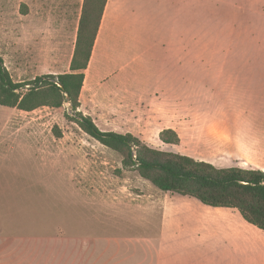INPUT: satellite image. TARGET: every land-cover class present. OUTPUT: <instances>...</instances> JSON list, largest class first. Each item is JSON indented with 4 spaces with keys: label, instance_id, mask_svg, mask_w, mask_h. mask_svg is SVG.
<instances>
[{
    "label": "rangeland",
    "instance_id": "rangeland-1",
    "mask_svg": "<svg viewBox=\"0 0 264 264\" xmlns=\"http://www.w3.org/2000/svg\"><path fill=\"white\" fill-rule=\"evenodd\" d=\"M37 1L44 15L39 32L28 22ZM128 2L116 10L118 18L129 16L120 19L121 52L115 58L109 51L105 68L117 72V87L111 88L118 102L125 101L112 111L116 116L101 114L102 121L128 118L132 134L148 146L210 163L217 158L206 149L208 137L261 133L264 124L256 122H264V0ZM65 10L53 0H0V57L13 82L68 72L72 28ZM15 112L0 105V261L163 264L162 221L159 207L151 203L161 190L124 167L119 153L84 133L68 117L74 115L69 101L28 113V125L21 121L26 113ZM152 116L155 127L197 118L201 130H186L178 144L165 143L162 130L150 126ZM218 158L223 161L212 163L217 167L235 165L234 156ZM243 221L252 230L247 245L228 252L219 245L215 263L264 264V230ZM217 237L221 244L232 240L222 231Z\"/></svg>",
    "mask_w": 264,
    "mask_h": 264
},
{
    "label": "crops",
    "instance_id": "crops-1",
    "mask_svg": "<svg viewBox=\"0 0 264 264\" xmlns=\"http://www.w3.org/2000/svg\"><path fill=\"white\" fill-rule=\"evenodd\" d=\"M82 2L83 0H53V5L56 4V7H66L64 15L65 17L69 16V23L72 28V51L69 61H71L74 50ZM125 3H129L128 0H106L91 55L86 69L83 70L84 80L79 94V109L84 110L80 111L83 114L89 115L100 129L111 130L118 133L133 132L132 128H134V126L131 122L126 121L128 118L126 120L120 118V123H111L102 121L100 119V115L105 114L107 116H116L112 113V111L116 107L121 108L122 105L120 103H124L125 101L124 98H121L118 102L113 94L114 88H111V85L113 87H117V72L115 71L112 73L107 71L108 69H105L110 64L108 60L109 51L116 53L115 58L118 57V54L121 52L120 49L123 45L124 33L121 31L122 28L120 25L122 22L120 19L128 18L129 16L124 15L119 16L118 18L116 10L121 7L123 8ZM164 4H166V2H164ZM41 7L42 5L39 1H37L36 7L34 9L32 7L30 9V13H28V22L34 28V31L38 32L41 31L40 26L43 25L44 19ZM116 18H118L119 21L114 24V19ZM38 37L39 35H36V38ZM178 37L181 38V42L188 45L189 42L187 38L182 36ZM169 41L172 43V37L169 38ZM101 58H104L102 65L98 63ZM49 74L59 73L53 72ZM110 81H113V83L110 84ZM114 100H116L117 105L120 106H115L113 102ZM126 101L129 102V100ZM139 103L141 104V102ZM135 105L137 104H128L127 107L131 108V106H133L134 108ZM13 109L16 111L15 113H26L23 114L26 116L25 119H22L21 121L28 125V113H36L40 110V107L33 109L32 111H24L17 108ZM139 116L140 115L134 116V119L132 120L137 121ZM153 116L150 121L152 129L160 132L163 129L171 128L177 133V135H179V130H181V138L179 137L180 141L183 140L182 136L185 134L186 130L189 131L193 128V134H199V131L201 130L200 122H202V120L199 119V121L197 118L190 121L188 117H184V119H181L179 123V126L182 125V127L178 126V122L176 123L172 120L167 122L165 125L155 127L157 121L156 123L153 122ZM155 118H157V116H154V119ZM123 121L127 123L124 127L127 131L122 130L124 125ZM258 123L264 124V122H256V124ZM118 124L122 125L117 126ZM184 126H187V128ZM24 135L29 137L28 133H25ZM206 149L209 153H213V157L217 158L215 160H210L213 164H215L216 161H223L218 157L228 159L230 156H234L236 157L234 166L244 169H259L264 171V128L259 134L254 132L247 133V135L242 139L238 135L233 134H219L213 137H208ZM161 191L159 192V194H162L161 196L153 195L151 197V203L154 206L159 207L157 215L160 216L162 221L161 226L163 231H161L158 241L160 245L159 255H161L164 259L163 264H205L204 260L206 258L212 261L207 264H221L220 262H214L216 259L215 255L221 253V250H218L219 245H221L222 251L225 252H228L231 246L236 247L237 245L241 246L242 244L247 245V238H249V236L251 237L252 230L247 228L245 222L243 221L245 219L236 209L213 207L205 205L198 199L191 196L181 194V196H170L173 192L163 191L165 192L163 193ZM142 192L143 191L138 189L137 193L138 195H142ZM222 209H229V211ZM236 211L243 220L239 218ZM220 231L226 233L227 235H232V240L231 238L225 239L221 244L219 238L217 237ZM215 233L217 235L212 237V234ZM238 236L239 238H243L244 241L240 242L237 238ZM249 245L251 246V240ZM0 264L6 263L4 261H0Z\"/></svg>",
    "mask_w": 264,
    "mask_h": 264
},
{
    "label": "trees",
    "instance_id": "trees-1",
    "mask_svg": "<svg viewBox=\"0 0 264 264\" xmlns=\"http://www.w3.org/2000/svg\"><path fill=\"white\" fill-rule=\"evenodd\" d=\"M106 0H83L69 71L38 75L27 82H13L0 57V105L24 111L41 106L60 107L69 101L80 129L122 157L124 167L162 191L198 199L205 205L236 209L250 224L264 230V171L237 166L217 167L189 155L152 148L132 133L100 129L78 110L79 94ZM58 83L60 85H58ZM29 86L24 93L16 91ZM60 136V131L57 134ZM160 139L178 144L179 136L163 129Z\"/></svg>",
    "mask_w": 264,
    "mask_h": 264
},
{
    "label": "water",
    "instance_id": "water-1",
    "mask_svg": "<svg viewBox=\"0 0 264 264\" xmlns=\"http://www.w3.org/2000/svg\"><path fill=\"white\" fill-rule=\"evenodd\" d=\"M58 85H60L59 83H58ZM67 99H68V101H69V98L67 97ZM70 102V101H69Z\"/></svg>",
    "mask_w": 264,
    "mask_h": 264
}]
</instances>
